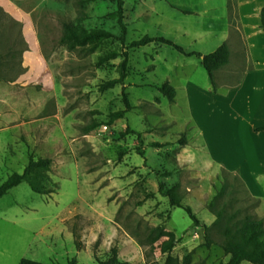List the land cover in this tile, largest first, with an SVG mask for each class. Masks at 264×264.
Wrapping results in <instances>:
<instances>
[{"label":"rangeland","instance_id":"rangeland-1","mask_svg":"<svg viewBox=\"0 0 264 264\" xmlns=\"http://www.w3.org/2000/svg\"><path fill=\"white\" fill-rule=\"evenodd\" d=\"M116 9L110 0H0V184L13 172L22 173L31 158L49 157L52 168L40 171L39 181L54 191L37 193L23 182L0 197V264H20L23 259L77 261L78 250L84 247L82 231L96 223L135 237L146 264H229L230 255L223 247L226 226L240 228L249 214L264 219V202L261 205L256 198H264L261 177L244 183L231 160L209 167L197 159L202 163L195 166L192 153L201 141H194L193 88L187 93L177 86V103L158 89L175 66H184L187 73L198 66L205 70L199 56L165 47L154 68L151 57L157 49L129 47L141 38L139 33L131 31L122 44V31L111 16ZM64 21L101 28L112 37L69 49L60 43ZM195 48L210 50L202 44ZM113 52L120 56L102 62ZM126 52L124 84L103 89L108 80L120 77ZM181 136L191 141L190 154L184 156L190 166L178 164L182 146L176 142ZM200 155L225 159L214 149ZM103 173L123 179L131 174L132 190L104 199L89 197L95 180L91 176ZM250 174L257 172L251 169ZM76 180L84 195L88 193V201L98 203L105 213L72 220L59 216L58 231L66 230V222L71 221L76 244L49 249L39 229L72 206L78 197ZM170 190L182 207L171 205L166 196ZM48 201L55 205L46 206ZM114 202L116 212L111 213ZM186 207L199 218L200 228L196 229ZM102 241L100 234L92 248L100 264L117 247L113 243L99 253ZM171 241L174 247L164 252ZM79 256L83 257L79 264H98L88 261L85 252Z\"/></svg>","mask_w":264,"mask_h":264},{"label":"crops","instance_id":"crops-1","mask_svg":"<svg viewBox=\"0 0 264 264\" xmlns=\"http://www.w3.org/2000/svg\"><path fill=\"white\" fill-rule=\"evenodd\" d=\"M124 9L128 35L131 31L139 33V40L144 37H162L182 46L186 53L198 52L203 55L216 51L224 42L228 43L230 62L216 72L217 88L203 66L201 56L199 62L205 70L198 66L192 73H187L184 66H175L165 82H170L175 88L181 86L187 93L189 88H193L196 112L193 116V127L197 131L194 141H201L196 152L192 153L195 166L200 163L197 159L204 161L209 167L217 162H223L225 165L227 160H231V165L236 167L233 170H239L244 183L250 184L257 179L253 177H261L264 181V28L261 17L264 0H125ZM199 44L207 46L210 50L197 51L195 46ZM143 47L153 48L154 51L157 49L155 57H151L154 68L160 52L165 47L174 48L158 41ZM193 93L191 92V95ZM176 98L178 99L177 95ZM177 99L174 102L169 101L177 103ZM187 140L188 144H180L182 148L177 158L179 165L190 166L184 159L185 153L190 154L191 141L188 138ZM210 149L220 153L226 160L204 158L200 155L202 150ZM251 169L257 174L251 175ZM91 177L95 180L91 182L94 186L88 190L91 193L89 197L102 199L110 198L118 192L128 193L132 190L130 185L135 180L131 174L125 179L116 178L113 173ZM77 181L78 197L72 206L53 215L39 229L45 242L49 244V249L50 246L54 245L55 248L69 242L76 244V232L71 221L69 224L66 222V230L62 228L58 231L56 223L59 216L72 220L77 215L98 216L105 213L98 203L88 201V193L84 195L81 184ZM116 184L123 185L124 188H115L113 185ZM256 198L261 200L262 205L264 198ZM51 204L55 205V202L48 201L46 206L51 207ZM115 207L117 205L114 202L110 205L109 212H116ZM49 213L53 214V211ZM100 234L103 235V241L99 246V253L109 250L113 243H116L121 261L146 264L142 245L135 237L129 234V237L120 235L118 228L100 226L98 223L82 231L81 241L84 247L78 250V264L83 259L79 255L84 252L88 261L100 264L92 249Z\"/></svg>","mask_w":264,"mask_h":264},{"label":"trees","instance_id":"trees-1","mask_svg":"<svg viewBox=\"0 0 264 264\" xmlns=\"http://www.w3.org/2000/svg\"><path fill=\"white\" fill-rule=\"evenodd\" d=\"M115 3L117 9L111 13V16L116 18L117 24L122 31L121 41L122 44L126 43L128 29L124 22V5L125 0H110ZM262 17V27L264 28V9L261 13ZM63 35L61 37L60 43L67 46L69 49H74L76 47L84 46L90 43H97L103 39L112 37V34L101 28H87L85 26L74 25L69 22H62ZM158 41L169 44L175 47L178 51L187 54L188 56L198 55L203 58V66L209 73L212 83L215 88H217L216 83V72L222 67L226 66L230 62L231 52L227 42H224L216 51L203 55L198 52L186 53L182 46H179L172 42L171 40L165 38H151L144 37L141 40L133 41L129 47L140 48L148 45L151 42ZM120 56L118 52H113L104 57L102 62H107L112 59H116ZM129 58L126 52L125 59L121 63V75L119 78L108 80L103 84V89H110L116 85H123L124 80L127 77ZM159 91L168 97L171 102L176 99V88L166 81L159 86ZM125 96V102L128 108H130V103L128 98ZM122 114V113H121ZM121 114L116 115L121 117ZM176 143L181 145L188 144L186 136H181ZM53 159L52 158H40L38 160L31 158L28 165L25 167L22 173L13 172L2 184H0V197H3L12 188L20 185L23 182H27L33 191L41 194H51L54 191L45 188V186L39 181V172L48 171L52 168ZM169 197L170 203L173 207H182L181 200L175 196L173 190L166 193ZM185 210L189 214L195 225H200V221L194 214L190 207H186ZM256 215H247L244 218L242 226L240 228L234 229L233 226H226V236L227 241L224 244V250L227 255H230L229 264H242L248 261L252 264H264V219L256 218ZM174 247L173 241L168 242L164 252L171 250ZM20 264H61V263H43L31 259H23ZM67 264H77L76 259L70 260ZM102 264H133L128 261H121L118 256L117 247L112 248V256L106 259Z\"/></svg>","mask_w":264,"mask_h":264}]
</instances>
